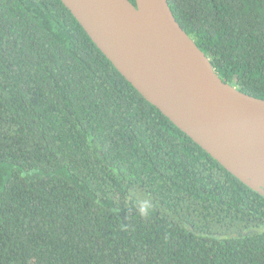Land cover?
<instances>
[{"label": "trees", "instance_id": "trees-1", "mask_svg": "<svg viewBox=\"0 0 264 264\" xmlns=\"http://www.w3.org/2000/svg\"><path fill=\"white\" fill-rule=\"evenodd\" d=\"M135 4V0H129ZM264 100V0H167ZM146 191L152 214L125 205ZM264 194L115 69L60 0H0V264H264Z\"/></svg>", "mask_w": 264, "mask_h": 264}, {"label": "water", "instance_id": "water-1", "mask_svg": "<svg viewBox=\"0 0 264 264\" xmlns=\"http://www.w3.org/2000/svg\"><path fill=\"white\" fill-rule=\"evenodd\" d=\"M60 1L148 103L234 177L264 194V100L217 76L167 0Z\"/></svg>", "mask_w": 264, "mask_h": 264}, {"label": "clouds", "instance_id": "clouds-1", "mask_svg": "<svg viewBox=\"0 0 264 264\" xmlns=\"http://www.w3.org/2000/svg\"><path fill=\"white\" fill-rule=\"evenodd\" d=\"M123 202L125 205H133L142 218H146L152 214L154 208V201L152 197L146 192L139 188L130 189L124 196ZM253 231L257 235H264V224H257Z\"/></svg>", "mask_w": 264, "mask_h": 264}, {"label": "bare ground", "instance_id": "bare-ground-1", "mask_svg": "<svg viewBox=\"0 0 264 264\" xmlns=\"http://www.w3.org/2000/svg\"><path fill=\"white\" fill-rule=\"evenodd\" d=\"M116 22H117L119 25H124V21L121 19L120 16H117V17H116Z\"/></svg>", "mask_w": 264, "mask_h": 264}]
</instances>
